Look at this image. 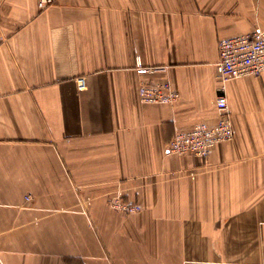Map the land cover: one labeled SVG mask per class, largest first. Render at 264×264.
I'll return each mask as SVG.
<instances>
[{
  "label": "crops",
  "instance_id": "1",
  "mask_svg": "<svg viewBox=\"0 0 264 264\" xmlns=\"http://www.w3.org/2000/svg\"><path fill=\"white\" fill-rule=\"evenodd\" d=\"M257 28L264 0H0V264H264V74L218 66ZM221 93L234 139L167 153Z\"/></svg>",
  "mask_w": 264,
  "mask_h": 264
},
{
  "label": "built area",
  "instance_id": "2",
  "mask_svg": "<svg viewBox=\"0 0 264 264\" xmlns=\"http://www.w3.org/2000/svg\"><path fill=\"white\" fill-rule=\"evenodd\" d=\"M58 0H38L41 11L47 10ZM220 59L218 66L224 83L248 76L264 74V29L232 38L220 39L218 43ZM142 73L151 69H140ZM87 88L86 80L80 79V90ZM140 97L146 103L174 104L179 99L178 91L171 83L158 85H143L140 88ZM223 92V89L221 90ZM217 122L214 125L200 123L193 130L178 133L167 146V153L174 155L194 154L199 157H208L217 145L229 142L235 137L232 114L229 111L228 99L221 93L216 101ZM30 200V197H27ZM112 208L123 215H133L142 211L137 203L124 201L116 196L111 201Z\"/></svg>",
  "mask_w": 264,
  "mask_h": 264
},
{
  "label": "rangeland",
  "instance_id": "3",
  "mask_svg": "<svg viewBox=\"0 0 264 264\" xmlns=\"http://www.w3.org/2000/svg\"><path fill=\"white\" fill-rule=\"evenodd\" d=\"M126 216H129V215H126Z\"/></svg>",
  "mask_w": 264,
  "mask_h": 264
}]
</instances>
